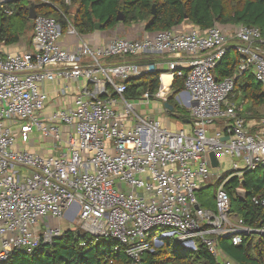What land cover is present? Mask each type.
I'll use <instances>...</instances> for the list:
<instances>
[{"label":"built area","instance_id":"2783aa9c","mask_svg":"<svg viewBox=\"0 0 264 264\" xmlns=\"http://www.w3.org/2000/svg\"><path fill=\"white\" fill-rule=\"evenodd\" d=\"M67 30L77 34L71 23ZM61 33L53 17L36 15L31 48L0 51V262L15 251L41 252L64 231L49 219L70 212L91 237L123 245L131 264H142L141 254L152 250L157 231L194 250L196 243L205 245L215 264H237L220 251L219 238L238 245L264 235V218L251 226L234 214L225 183L264 168V129L250 132L243 105L229 97L246 72L264 85L260 30L183 25L140 38L113 37L92 48L82 42L78 51L59 44ZM230 45L241 62L232 75L217 79L214 69ZM159 54L170 55L164 67L183 79L177 97L189 108V129L171 130L138 108L167 101L172 92L162 74L155 91L147 88L134 100L124 95L129 76L158 70L160 63L145 56ZM129 56L139 61H107ZM57 78L84 82L76 87L73 105L45 114L43 84ZM66 87L58 92L64 95ZM32 133L63 140L64 148L54 155L16 147L17 139L27 143ZM210 151L217 168L220 159H228V175L210 172ZM209 176L216 186L214 208L203 207L195 194ZM251 202L264 208V191Z\"/></svg>","mask_w":264,"mask_h":264},{"label":"trees","instance_id":"16d2710c","mask_svg":"<svg viewBox=\"0 0 264 264\" xmlns=\"http://www.w3.org/2000/svg\"><path fill=\"white\" fill-rule=\"evenodd\" d=\"M31 4L34 5L36 15L53 17L62 31L71 23L82 35L93 32L97 22L102 29L113 28L121 22L125 26L142 25L146 33L180 27L184 23L199 30L214 25L226 28L242 24L256 26L264 37V0H4L0 4V43L16 44L29 32L32 36L33 20L29 18ZM5 9L11 12L6 13ZM119 13L123 16L122 20L117 19ZM241 58L235 46L230 45L214 69L215 77L222 79L232 75ZM131 59L129 56L107 60L120 62ZM159 74L160 71L156 70L129 76L125 80L127 88L124 95L134 100L147 88L155 91L159 86ZM171 88L174 90L173 94L181 91L183 79L175 76ZM234 93L256 106L264 104V85L257 82L251 72L237 78ZM167 102L173 106L170 113L175 117H182L179 113L183 111L178 109L173 95ZM177 112L179 113L176 114ZM255 113L261 115L257 110ZM225 187L231 204H237L233 213L240 216L247 225H261L264 208L254 205L251 198L264 191V168L245 171L241 176H232L225 183ZM237 188L245 190V200L237 198ZM65 227L62 234L46 244L41 252L15 251L0 264H131L132 260L125 253L124 246L116 240L91 237L79 228L75 230L68 225ZM218 246L224 255L237 264H264V235L248 236L238 245L233 244L227 237H222L218 240ZM152 249L142 252V264L216 262L215 256L201 243L196 250L186 253L167 240Z\"/></svg>","mask_w":264,"mask_h":264},{"label":"crops","instance_id":"0c3cea01","mask_svg":"<svg viewBox=\"0 0 264 264\" xmlns=\"http://www.w3.org/2000/svg\"><path fill=\"white\" fill-rule=\"evenodd\" d=\"M184 26H190V24L188 23H184ZM127 26H125L123 23H118L115 27L110 28V29H98V30H94L91 33L88 34H79L77 32V34L75 33H71L67 30V27L65 30L62 31L58 41L59 44L69 50V51H78L80 44L82 42H86L88 44L89 47H96V46H101L104 45L107 41H109L111 38L113 37H128V38H140L141 36H143V34L145 33V31L142 29V25H131L129 29H126ZM31 36V32L27 33L24 37H22L18 43L16 44H12V45H8L5 43H0V51H6V52H14V51H26L29 48H31V41L30 43H28V39ZM148 59H151V61H158L161 64V67L158 69L160 71V74L162 75H169V78L166 77L165 79L168 80L169 82L167 83V86L170 87L172 94L174 93V90L171 88V83L173 81V76L168 73V71L166 70V68L163 65V60L170 58V55L168 54H159V55H155V56H145ZM103 61V60H102ZM107 61H111V62H116V61H112V60H107ZM151 61H144V62H151ZM121 62V61H120ZM143 62V63H144ZM162 75H161V79H162ZM84 82V80L82 78L78 79H71V80H64L62 78H57L55 81L52 82H45L43 84V88L48 92V103L44 108V113L48 114L51 110L53 109H60V108H65V107H70L71 105H73V98L75 95V90L78 84H82ZM66 87V92L64 95L61 94V92L58 90L60 88H63L64 86ZM177 94V93H176ZM153 102H159L160 105L158 106V112L160 114H162V118H158L162 121V124L166 127H168L171 130H178L180 128H185V129H189L190 128V119H189V115L187 114V110H183V109H179L182 112V114H184L183 117L179 118L178 116L175 117L173 116V114L170 113V111L172 109H168L164 106V104L162 102H160L159 100H153L151 103ZM163 106V107H162ZM156 107L153 106V108ZM152 108V109H153ZM165 108V109H164ZM149 109L148 111L143 110V112L147 113L149 116H153L156 117L153 113V110ZM179 112H177L176 114H178ZM165 123V124H164ZM216 125L214 124L213 126H211V129L214 128ZM173 127V128H172ZM217 127V126H216ZM30 140L27 143L22 142L20 139H17V144L16 147L17 148H28L31 151H35L41 154H46V153H50V154H58L64 147H63V140L59 143L56 140H52V138L50 137H46V136H37L34 133H32L30 135ZM228 159H220L221 161V167H223V169H221V171H219L220 168H213L214 172L210 171L211 173L215 174H219L221 175V173L223 172V170H225V167L222 166L223 162L227 161ZM212 168V167H211ZM199 184V188L197 190L201 191L204 188H207L210 185L214 184L213 181V176H209L205 181H200L198 182ZM210 208V207H208ZM71 210H75L77 209V206L74 205L72 208H70ZM70 211V210H69ZM70 218L68 217V215L66 214L62 220V222H68ZM59 221V223H61Z\"/></svg>","mask_w":264,"mask_h":264},{"label":"rangeland","instance_id":"374dc122","mask_svg":"<svg viewBox=\"0 0 264 264\" xmlns=\"http://www.w3.org/2000/svg\"><path fill=\"white\" fill-rule=\"evenodd\" d=\"M130 26H127L126 29H129ZM30 33V32H29ZM59 42V41H58ZM124 59V58H123ZM130 61H133V62H138L139 60H137L136 58H132ZM161 67V64H157V69H159ZM168 83V82H166ZM173 95L174 96V102L175 104L177 105L178 109H183V110H189L188 107H186L185 105L182 104V102L180 101V99L177 97V94H169L168 95V98ZM229 100L235 102V103H239V104H242L243 105V115L245 117V120H246V124H247V128L250 132L252 133H258V132H261L263 129H264V104L261 105V106H256L254 104H252L250 101H247V100H243V98L237 94L235 95V93L233 95H231L229 97ZM152 102V101H151ZM149 103L148 106L146 105H141V107H138L139 110L141 112H143V110H149V109H152L153 106L156 105V107H154L152 110H153V113L155 116H157V118H162V114H160L157 110L159 109L158 106L160 105L159 102H153V103ZM163 107V106H162ZM165 109V108H164ZM258 111L259 113H261V115H258L255 113V111ZM187 114L189 115V113L187 112ZM179 116H184V114L182 113H179ZM181 118V117H179ZM165 124V123H164ZM173 128V127H172ZM225 167V169H227V167L229 168V162L227 163H224L223 162V165ZM221 169H223V167H220L219 171H221ZM210 171L214 172L213 168H209ZM224 172L221 173V175L223 174ZM228 173H224V175H228ZM215 184L213 185H210L208 186L207 188H204L203 190L201 191H195V194L197 196V200L199 201V203L203 206V207H210V208H214V191H215ZM236 207H237V204L236 202H233L232 205H231V211H235L236 210ZM68 215V217L70 218L68 220V222H62L60 220L63 219V217H61L60 219L58 220H53L52 219H49V223L51 225H59L60 228L63 230L65 229L66 227L65 226H69L71 227L72 229H75V230H78V228L80 229V225L76 222V220L74 218H76V215L74 214L73 217H71V213L70 212H67L66 213ZM59 221L61 223H59ZM160 236V238H159ZM103 237V236H102ZM105 240L109 241L110 238L108 237H103ZM196 239V238H194ZM170 241L172 245H178L179 248L181 249V251L183 252H191V251H194L193 248L191 247H187L186 244H182L178 241H176V239L174 238H169V237H161L160 233L157 231L156 234L154 236H152V239H151V243H152V248L153 247H157V246H160L164 243V241ZM198 245V243H196ZM153 250V249H152ZM152 250H149V251H152Z\"/></svg>","mask_w":264,"mask_h":264},{"label":"water","instance_id":"95a60500","mask_svg":"<svg viewBox=\"0 0 264 264\" xmlns=\"http://www.w3.org/2000/svg\"><path fill=\"white\" fill-rule=\"evenodd\" d=\"M29 11H30L29 18L33 20L35 18V16H36L33 4L30 5ZM152 13H154V7L152 9ZM117 19L118 20H122L123 19L122 14L119 13L117 15ZM100 28H101V24L98 23V22L95 23V29L98 30ZM164 106L166 108H168V109H172L173 108V106L171 104H169L167 101L164 103ZM208 157L210 159V163H211V167L212 168H215V167L219 166L218 158H217L216 154L213 151L208 152ZM235 193H236V196H237V198L239 200H241V201L245 200L246 192H245V190L243 188H237L235 190Z\"/></svg>","mask_w":264,"mask_h":264},{"label":"bare ground","instance_id":"6f19581e","mask_svg":"<svg viewBox=\"0 0 264 264\" xmlns=\"http://www.w3.org/2000/svg\"><path fill=\"white\" fill-rule=\"evenodd\" d=\"M166 77L169 78V75H162V82H163V85L164 86H167V83L166 82H169V79L168 80L165 79Z\"/></svg>","mask_w":264,"mask_h":264}]
</instances>
